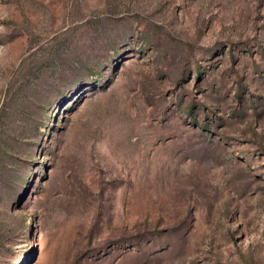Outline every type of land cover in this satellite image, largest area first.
<instances>
[{"label": "rangeland", "instance_id": "obj_1", "mask_svg": "<svg viewBox=\"0 0 264 264\" xmlns=\"http://www.w3.org/2000/svg\"><path fill=\"white\" fill-rule=\"evenodd\" d=\"M0 264H264V0H0Z\"/></svg>", "mask_w": 264, "mask_h": 264}]
</instances>
